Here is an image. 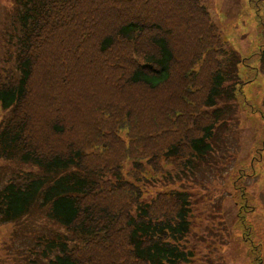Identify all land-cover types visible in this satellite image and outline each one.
<instances>
[{
  "label": "trees",
  "instance_id": "trees-1",
  "mask_svg": "<svg viewBox=\"0 0 264 264\" xmlns=\"http://www.w3.org/2000/svg\"><path fill=\"white\" fill-rule=\"evenodd\" d=\"M11 7L0 61V159L31 169L0 189V225L38 209L62 230L38 236L41 250L24 260L196 264L190 193L143 196L146 185L192 174L213 156L217 131L244 97L242 58L225 48L199 0ZM259 58L264 66L263 50ZM248 173L235 163L226 174L238 209L232 241L246 264H264L245 215Z\"/></svg>",
  "mask_w": 264,
  "mask_h": 264
},
{
  "label": "rangeland",
  "instance_id": "rangeland-1",
  "mask_svg": "<svg viewBox=\"0 0 264 264\" xmlns=\"http://www.w3.org/2000/svg\"><path fill=\"white\" fill-rule=\"evenodd\" d=\"M12 2L0 0V61L6 51L3 36L12 19ZM199 2L219 28L225 48L236 52L244 62L238 64L237 69L244 97H237L238 110L230 113L225 126L217 131L220 140L218 145L215 143L214 154L208 162L199 164L192 174H182L175 181L146 185L143 200L149 202L159 190L185 189L191 195L192 213L198 220L202 219L196 220L188 238V246L196 249L195 263L246 264L243 251L232 241V237L238 235L235 234L238 209L226 174L235 163L244 170H254L242 182L249 208L245 215L253 225L255 243L261 245L264 258V120L259 114L249 113L251 107L264 115V66L259 58V51H264V0ZM228 156L231 160L225 163ZM30 169L0 159V189L17 179L19 173ZM61 231L38 209L14 225H0V264H28L24 260L27 252L41 250L40 246H35L36 238Z\"/></svg>",
  "mask_w": 264,
  "mask_h": 264
}]
</instances>
